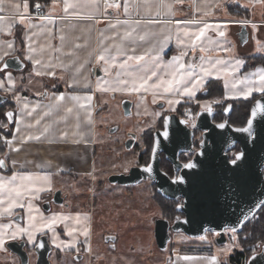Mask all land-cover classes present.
I'll list each match as a JSON object with an SVG mask.
<instances>
[{
    "label": "crops",
    "instance_id": "0c3cea01",
    "mask_svg": "<svg viewBox=\"0 0 264 264\" xmlns=\"http://www.w3.org/2000/svg\"><path fill=\"white\" fill-rule=\"evenodd\" d=\"M25 2L30 5L28 14L23 12ZM37 2L42 5L40 16L33 17L34 4ZM80 2L88 5L90 0ZM109 2L113 0H96L99 11L92 19H61L65 16L63 0H2L0 3V17H3L0 19V56L9 52L10 55L4 56V60L16 55L24 63L21 70L7 69L2 76V79L7 81V74L11 73L14 83L7 84V92L0 88V93L7 97L6 101L13 104L10 134L7 137L1 134V139L7 141L2 156V159L6 158L7 171H0V178L8 179L13 174L19 176L28 173L49 177L47 184L36 185L45 189L36 194L38 198H33V194L29 193L22 200L25 207L12 209V215L21 211L23 223H17L12 215H0V219L7 220L0 222V226L11 225L4 229L8 233L14 231L16 226L29 227V204L32 206L31 215L36 216L38 221L41 216L45 219L54 215L60 216L58 212L45 214L40 209V202L47 193L59 187V178L60 181L67 178L74 180L75 175L87 173L91 168L96 118L101 111L97 110L99 101L101 105H105V100L99 97L101 90L98 87L103 85L108 77L112 78V82H115V79L118 82L127 79L128 76L124 74L126 70L119 68V64L128 56L147 54L145 61L129 62L127 71L130 72H138L145 65L151 68L155 63L166 64L181 52L187 53L183 57L186 64L197 66L201 63L211 66L217 59H222L226 64L216 67L229 66L230 74L225 76L223 73L217 75L214 72L215 76L206 79L205 84L211 79L218 81L222 87V96L227 100L245 99L240 95L245 85L237 84L233 88L229 83L232 85L235 80L245 76L259 82L258 76L253 77L251 74L264 67L261 64H253L254 57H264L262 0H114L115 3L121 4L119 15L117 10L104 7ZM125 4L128 6L127 14H124ZM16 5L20 6L19 10ZM91 11L89 7L80 9L81 15L84 16ZM206 12L209 15H205ZM21 16L25 17L24 24L20 23ZM117 18L128 20L129 23L110 27V24L116 23ZM135 20H140L141 23L136 25L133 23ZM147 20H155L158 23H144ZM176 20L188 23L177 25ZM164 21L172 23L165 24ZM200 21H207L212 27L197 42L196 51L193 52L189 47L190 41L183 36L182 30L185 27L195 30L203 26ZM242 27L246 31L244 42L239 40ZM218 30L224 31L225 36L220 37ZM126 31H132V36L125 38ZM166 37L167 42L164 43ZM116 45L120 47L117 48ZM201 48L204 51H201ZM101 54H105L114 65L108 73L103 70L104 62L98 61ZM26 56H31V60L26 59ZM201 56L204 57L203 62ZM111 57H115V60L112 61ZM153 57L156 59L150 63ZM37 60L40 61L39 64L35 63ZM236 60L243 61V64L233 71L231 65H235ZM198 69L199 67H196L194 70ZM147 75H150V72ZM160 75L166 76L163 67L158 70L157 77ZM155 78L152 77L149 84L157 82ZM109 81L107 80L108 83ZM13 88L16 89L15 92L12 91ZM202 88L205 89V85ZM8 93H16L15 96L21 99H9ZM104 94L107 92L103 91ZM74 95L82 99L74 100ZM253 95L260 93L254 92ZM60 96L64 98L58 100ZM88 96H91V100L84 99ZM157 96L160 97V94ZM69 108L72 109L71 112L68 111ZM37 120L40 121L39 124L36 123ZM45 127L48 128L47 132H44ZM0 199H6V193H0ZM5 207L7 203L0 205V213ZM65 217L70 219L57 221L56 226L63 223L68 231L77 217L80 218L78 224H81L82 230L89 225L90 219L84 214H67ZM45 231L50 233L53 245V240L56 243L63 241L56 230ZM38 233L40 232L35 233V236ZM19 236L27 239L26 235L17 237ZM69 241L71 242V239ZM224 248L212 245L203 250L178 251L171 256L169 262L212 264L211 257L215 256L216 264H221V255L225 258L222 252L227 254V249ZM186 256L193 259H184Z\"/></svg>",
    "mask_w": 264,
    "mask_h": 264
},
{
    "label": "water",
    "instance_id": "95a60500",
    "mask_svg": "<svg viewBox=\"0 0 264 264\" xmlns=\"http://www.w3.org/2000/svg\"><path fill=\"white\" fill-rule=\"evenodd\" d=\"M246 39L245 28L242 27L239 33V40ZM4 61L9 65L8 69L21 70L24 63L18 56L7 57ZM3 67V62L0 69ZM7 97L0 93V104L5 103ZM257 100H261V94L251 102L248 117L242 126H234L229 122L228 115L231 112V105H226L223 111L226 118L220 122H214L215 110L208 113L205 108L197 111L194 121V129L202 132L201 141L204 145V157L191 159L198 162L199 167L194 170H185L178 156L182 153L192 152L194 129L188 124L180 123L183 119L176 114L170 113L163 119L162 129L153 133V145L159 141L155 158H152L146 166L153 171H144L145 166L131 167L127 174H112L108 177L110 183L121 185H134L143 179H149L154 185L156 192L162 197L170 200L181 199L180 203L184 208L175 207V211L181 216H176L172 221L166 218H156L153 221V237L159 250H165L170 241V233H182L189 238L205 236L207 232L214 234V242L217 245L225 243V230L235 227L236 233L241 232L243 226L251 220L260 210L257 205L264 201V112L257 110L255 117L251 111ZM264 102V101H262ZM131 102L122 100L121 109L124 116L131 114ZM12 110H8L6 114ZM165 119L168 120L167 128L164 126ZM253 120L254 139L247 133L237 132L236 129L246 127L247 121ZM8 123L12 118L7 119ZM224 122L226 127L220 129L216 124ZM168 131L169 136L164 138L163 132ZM236 152L244 151L246 159L235 171L224 164L226 158H230L229 152L236 149ZM163 153L165 158L172 164L175 176L184 175L186 183H173V178L163 175L159 168V155ZM234 153V154H235ZM233 154V155H234ZM56 194H59L57 191ZM253 209V211H249ZM247 215V221L243 217ZM179 217V219H177ZM106 240L114 241L115 236L110 235ZM43 241L44 247L38 248L39 264H47V253L50 246L46 236H41L37 242ZM11 241L7 247L13 251ZM255 257V262L253 261ZM171 257H167L164 263L167 264ZM245 264H264V248L260 247L257 252L252 253Z\"/></svg>",
    "mask_w": 264,
    "mask_h": 264
},
{
    "label": "rangeland",
    "instance_id": "374dc122",
    "mask_svg": "<svg viewBox=\"0 0 264 264\" xmlns=\"http://www.w3.org/2000/svg\"><path fill=\"white\" fill-rule=\"evenodd\" d=\"M195 71L199 73L200 68ZM210 77H203L202 86L196 90L195 96L191 98L181 96L178 93H165L162 88L149 89L148 91H144L143 89L140 91H130L128 89H130L131 83L128 85L129 88H126L125 85L120 84L116 79L115 82H112V78L108 77L107 80H110L109 83L106 80L103 85L98 87L100 90L107 89L101 90L102 92L99 91V97L105 100L104 104L106 107L98 113L95 127L97 134L96 140L98 141L96 160L99 163L98 165L105 164V166L103 165L101 168H98V177L104 178L106 174L111 173L116 168V166H113L116 164L115 154L105 155L103 152L105 148L110 147L114 139L119 137L123 139V135L126 131H132L139 135L142 133H150L157 127L156 118L162 111L155 110V106H150L151 103H164L166 110H172L181 104L182 101L186 100L187 102L181 104L182 106H180V108L182 107L181 111L184 109H187L189 112L192 111V113H190L193 118L190 119L189 125L194 128L195 115L198 110L205 108V104H216L227 100L225 97L221 96L198 101V94L204 93L203 91L205 89L202 87L205 85L206 79ZM164 78L167 79L169 77L166 75ZM127 79L131 81V77H127ZM157 79L158 77L154 80ZM229 84L232 86L231 83ZM103 91L104 93L107 92V94L103 95ZM15 94L16 93H8L9 99L16 97ZM158 94H160V97L157 96ZM101 98H99V100ZM124 99L129 100L133 104L131 114L128 116H124L120 108V103ZM169 99L179 101V103H174L169 106L167 103ZM154 100L155 102H153ZM189 101H193V103L189 104ZM195 102H197V105ZM7 105H9V102ZM99 105L101 106L100 101ZM6 108H8V106ZM215 120L220 119L215 118ZM113 125H118L119 131L110 138L108 135V128ZM109 138L112 141H109ZM195 139L196 142L200 140V134L197 132ZM111 150L113 151L114 149ZM122 150L119 152V154L123 155V161L120 166L125 169L128 165L134 163V159H131L129 153H122ZM233 152L234 151H232L230 155H232ZM60 180L61 178H59L57 182L59 183L58 188H63V190L70 184V181H74L69 178L62 179V181ZM83 190L87 191L86 194L83 193L79 205H84V203H86L88 206L91 193L87 187H84ZM92 195L96 197V208L93 210L94 215H91L90 220H92L95 230L99 232L104 229L105 231L116 234L118 237L116 248L112 250L114 252L112 258L114 260L113 264H158L163 261L164 258L171 257L178 251L203 250L212 246L211 243L207 241L210 235L203 236L204 239L202 240L200 237L189 238L180 232H174L171 233V238L166 249L159 250L155 244L152 230L154 219L163 217V209L159 196L156 194L154 187L148 182H142L138 185L127 187L105 185L99 192H95L94 190ZM96 212L97 215H95ZM101 240L102 237L98 235L96 237V242L98 241L97 245L99 248L104 244ZM235 242L236 240L222 245V247L227 249V254L222 252L225 258L221 255V262L227 260V256L233 248H239ZM213 245L217 246L215 243ZM260 245L261 244L255 246L256 250L254 252L260 249Z\"/></svg>",
    "mask_w": 264,
    "mask_h": 264
},
{
    "label": "snow or ice",
    "instance_id": "6c2138e0",
    "mask_svg": "<svg viewBox=\"0 0 264 264\" xmlns=\"http://www.w3.org/2000/svg\"><path fill=\"white\" fill-rule=\"evenodd\" d=\"M264 2V0H262ZM0 3H2V0H0ZM19 5H16L17 10H19ZM29 3L25 2L23 3V12L25 14H28L29 12ZM34 7L39 10L41 9L42 5L40 3H35ZM84 7H89L92 9V11L84 16L81 15L80 9ZM104 7L109 8V9H114L117 10V15H119V10L121 9V4L115 3L114 0L113 2L106 3ZM99 11V6L96 3V0H90L88 5H84L80 2V0H63V12L65 14L64 17H61V19H64L65 17H72L76 19H92L93 16L95 15L96 12ZM128 13V6L127 4L124 5V14ZM205 15H209V13H205ZM0 19H3V17H0ZM41 19H50V17H41ZM20 23L24 24L25 23V17L21 16L20 18ZM128 20H120L119 18L116 19L115 24H110V27L115 28L116 25H121V24H128ZM133 23L136 25H139L141 23L140 20H135ZM144 23L147 24H155L158 23V21L155 20H147L144 21ZM163 23H172V21H164ZM175 23L177 25L180 24H187V21H181V20H176ZM203 26L197 27L195 30H191L188 27L183 28V36L190 41L189 47L192 49L193 52L196 51L197 47V42L201 40L202 37L206 35V32L212 27L211 24H209L207 21H200ZM218 34L220 37L225 36V32L222 30H218ZM132 36V31H126L124 33V37H131ZM167 42V37L164 40V43ZM183 42V41H182ZM163 45H161L162 47ZM11 47V45H9ZM117 48L120 47V45H116ZM227 51L228 49H224ZM29 51H32L29 49ZM201 51H204L203 48H201ZM107 52V49H105V53ZM23 54V52H22ZM10 55L9 52H5L4 56ZM146 55H135V56H128L126 60L123 61V63L119 64V68L125 69V75L128 77H131V81L125 79V80H120L119 83L125 85L126 87L131 83L130 91H140L143 89L144 91H148L149 89H163V92L165 93H178L181 96L191 98L195 96L196 90L202 86L203 83V77L207 76L210 77L214 74V72L218 75L219 73H223L225 76H228L230 74V68L229 66H224V67H219L217 68L216 65H225L226 62L222 59H217L215 61V64H212L211 66H204L203 63L200 65H194L192 63H185L183 60V57L187 55L186 52H181L180 55L173 56L172 59L167 62L166 64H159L155 63L154 67H149L147 65L142 66L140 71L138 72H130L127 71L129 68V62L134 61V62H142L145 61ZM4 56H0V62H3V67L0 69V88H3L4 91H8L9 89L7 88V84L14 83L13 78L11 73H8V79L7 81H4L2 79L3 73L7 72V69L9 65L7 64L6 61H4ZM26 59L31 60V56H26ZM155 57L151 58V61H155ZM201 61L203 62L204 57H200ZM111 60L114 61L115 57H111ZM98 61H103L104 62V67L103 70L105 73L109 72L110 67L114 66L113 64L110 63L109 58L106 57L105 54H101L98 56ZM35 63L39 64L40 61H35ZM243 61L241 60H236L235 65H231L232 70H237L240 66H242ZM163 67L166 71V75L169 77L165 79L163 76L158 77L157 82L154 84H149V81L152 79V77H157L158 75V70ZM196 67L200 68V72L197 73L194 69ZM150 72V75H147V73ZM41 73H37V75H40ZM251 76L255 77L258 76V83L253 80L249 76H245L243 79H238L235 80L232 84V87L235 88L237 84H243L245 85L244 90L240 93L245 99L248 97H252L254 92H259L261 94V100H257L255 106L253 107L251 111V115L253 117L256 116L257 110H260L261 112H264V67L260 68L257 73H252ZM101 90H107V89H101ZM13 92L16 91L15 88L12 89ZM64 97L60 96L57 99L62 100ZM254 98V97H253ZM15 100L19 101L21 98L20 97H14ZM74 100H80L82 99L80 96L74 95L72 97ZM84 99L91 100V96L85 97ZM155 102V100L153 101ZM167 103L169 106L173 105L174 103H179V101L169 99L167 100ZM25 108H27V104L25 103ZM83 106V105H81ZM205 110L208 113L212 112L211 106L208 104L204 105ZM69 112L72 111L71 108L68 109ZM225 111H228V109H225ZM28 115H31V113H28ZM186 119L180 121V123L187 124L190 119H192L191 113H186ZM13 117V112L9 111L6 114V119H10ZM37 124L40 123L39 120L36 121ZM168 125V120L165 119L164 121V126L167 128ZM226 123L221 122L215 125V127L224 129L226 127ZM253 128V120L249 119L247 121V126L246 127H240L237 128V132H242V133H247L249 137L254 139V134L252 131ZM0 129H5V130H10L9 126L3 123H0ZM48 128H44V132H47ZM66 135V134H65ZM163 136L165 139L168 138L169 133L168 131L163 132ZM33 137H29V139H32ZM38 139V137H36ZM7 143V141H5ZM206 141H201L199 145H197L195 148L192 149V154H194L196 157H204L205 152H204V145ZM159 147V141H155V146L152 148V158H155L157 149ZM246 159V153L244 151H239L235 153L232 157L226 158L224 161V164L229 167L230 170L235 171L238 169L241 165L242 162H244ZM15 163V162H13ZM7 167L6 164V158L5 159H0V168H5ZM183 169L185 170H194L199 167V164L196 160L189 158V160L182 165ZM144 171L146 172H152L153 169L150 166H145ZM163 175H167V173H163ZM18 181V182H17ZM15 182V183H14ZM49 182V177L47 175H36V174H20L19 176L16 174H13L10 178L4 179L0 178V193H6V199H0V205H4L7 203V207L3 208L2 213L0 215H12V209L20 207L23 208L25 207L24 203L22 202L23 197L26 196L29 193L33 194V198H38L39 192L45 190L42 187H37L36 185L40 183H45L47 184ZM173 183H178V184H183L186 183V179L184 175H178L175 176L174 179L172 180ZM179 208H184L185 205L183 203H178L176 205ZM260 210H264V201L260 202L259 205H257ZM29 209V227L28 228H23L20 226H16L15 230L12 231L11 233L6 232L4 229L11 227V225H3L0 226V247H3L6 243V239H11L15 240L17 239L18 235H26L27 240L29 243L33 244L34 247L38 248H43L44 247V242L40 241L37 242L35 233L40 232L44 233L45 229L50 230V231H55L54 226L56 225L57 221H63L70 219V217H65V216H52L49 219H45L44 217H40L39 221L37 220L36 216L31 215L32 212V206L31 204L28 205ZM249 211H253V209H249ZM248 216L245 215L243 219L245 221L248 220ZM179 219V217H177ZM76 222H80V218H76ZM77 229L75 228H70L68 230V235L71 236L74 232H76ZM230 231L235 234L237 232V229L235 227L231 228ZM83 234L85 236L88 235V230L84 229ZM233 240H236L237 237L236 235H233L231 237ZM200 239H204V237H200ZM53 243L55 246L60 249L61 244L64 243L61 241L60 243H56L55 240H53ZM67 248H73L75 247L74 244L68 243L64 245ZM260 247L264 248V241L261 242ZM226 251V250H225ZM184 259H193L192 257H184ZM217 258L215 256L211 257V262L212 264H216ZM253 261L255 262V257H253Z\"/></svg>",
    "mask_w": 264,
    "mask_h": 264
},
{
    "label": "flooded vegetation",
    "instance_id": "af4514ba",
    "mask_svg": "<svg viewBox=\"0 0 264 264\" xmlns=\"http://www.w3.org/2000/svg\"><path fill=\"white\" fill-rule=\"evenodd\" d=\"M205 94V91H203ZM113 97V96H112ZM204 100V99H203ZM122 102V101H121ZM186 103L182 102L181 104ZM176 106L172 110H166L164 103H158L154 104L151 103L150 106H155V110L162 111L159 113V115L156 118L157 121V127L153 129L150 133H142L137 135V133H134L132 131H126V133L123 135V139L117 138L113 141L110 140L112 136L119 131V126H111L108 128V135L110 136L109 141H112L110 144V147L105 148L103 150L105 155H112V153L116 156V164L113 166H116L114 171L111 173L106 174L104 178L98 177V168H101L105 164H100L96 160V153H97V146L98 141L96 140L97 134L95 133V140L93 142V152H92V166L87 171V173H78L75 175L74 181H70V184L66 186V190L63 188H55L51 190L47 195L43 197V199L40 202V209L47 215L52 214L54 212H58L60 216H66L68 215H86L87 218L90 219L91 215L93 214V210H95L96 206V197L93 194V191L99 192L101 191L105 185L112 186H134L138 185L142 182H148L151 184L152 187L155 185L149 180V179H143L139 183L134 185H121L117 183H110L108 181V177L112 174H127L129 169L131 167H141L146 166L150 161V155L152 151V145H153V133L157 130L162 129L163 119L166 115L170 113L176 114L178 118L186 119L181 113L180 105ZM0 105H4L0 104ZM213 109H215V112H217V109L215 108L214 104H208ZM106 105L98 106L97 110H103ZM121 108V103H120ZM133 108V104H131V111ZM10 110H13V108H8ZM122 111V109H121ZM224 111V110H223ZM6 112V111H5ZM192 113V111H190ZM189 112V113H190ZM5 114V113H4ZM215 117V116H214ZM214 122H220L214 120ZM188 127L191 129H194L193 126L189 125V122L187 123ZM196 132L200 134V140L202 137V132L198 131L197 129H194V136H193V148H195L199 141L196 142ZM122 148V149H120ZM111 149H114L113 151ZM120 150H122V153L125 154L129 153L131 156V159H134V163L128 165L125 169L120 166V164L123 161V155L119 154ZM117 151V152H116ZM234 151L233 154L236 152ZM231 152H229V156ZM103 154V153H102ZM193 154L192 152L182 153L178 156V160L183 164L189 160V158H192ZM159 168L167 173V176L169 178L175 177L177 173L174 172L172 164L165 158L163 153H160L159 155ZM99 166V167H98ZM114 168V167H113ZM88 188L90 190V197L88 201V206L86 203L84 205H79L80 199H82L83 193L86 194L87 190H83V188ZM57 191H59V194H56ZM156 192V190H155ZM157 193V192H156ZM181 202V199H180ZM179 202V203H180ZM81 203V201H80ZM94 215V214H93ZM97 215V212L96 214ZM176 216H181V214H176L172 219H168L169 221H172ZM12 217L17 223H23V217L21 211L15 212ZM165 218V217H162ZM155 220V219H154ZM7 221L6 218H1L0 222ZM57 235L61 238V240L64 241V244L61 245V248L58 249L55 245L51 242L50 233L48 231H45L44 233H38L36 236V240L41 236H46L48 244L50 246V249L47 253V264H113L114 260L113 254L114 250L116 248V242L118 241V237L114 233H110L109 231H105L102 229L101 231L97 232L95 230V227L92 223V220H89L88 227L86 226V229L88 230V235L85 236L83 234L84 230L81 228V224L79 225L76 221L71 226L72 228L77 229L76 232H74L71 236H69L67 233V228H65V225L62 223L58 226H54ZM172 233V232H171ZM170 233V235H171ZM100 235L102 237L101 242L104 243L101 245V248L98 247V241L96 242V237ZM110 235L115 236L114 241L106 240L107 237ZM210 235L208 237V242L213 245L214 242V234L207 232L205 236ZM71 239V242L69 241ZM9 240V241H8ZM6 240V243L3 247H0V264H39L38 261V253L36 247L33 246V244L29 243L27 239L24 236H19L15 240L8 239ZM14 241L13 244L14 250L11 251L7 247V243ZM68 243H72L75 245L73 248H67L64 245ZM213 243V244H212ZM218 245V246H222ZM257 252V251H256ZM167 258V257H166ZM159 263H164L165 259ZM167 264H170V262H167Z\"/></svg>",
    "mask_w": 264,
    "mask_h": 264
},
{
    "label": "trees",
    "instance_id": "16d2710c",
    "mask_svg": "<svg viewBox=\"0 0 264 264\" xmlns=\"http://www.w3.org/2000/svg\"><path fill=\"white\" fill-rule=\"evenodd\" d=\"M253 64H261L264 66V57H254ZM204 91L205 94H198V101L222 96V87L216 80H208L205 84ZM258 96L259 95H253L247 99L225 100L214 104L217 109L214 120L215 118L220 119L216 121L224 120L226 116L223 114V110L226 105L230 104L232 108L230 114L228 115L229 122L234 126H242L248 117L251 102ZM8 102L9 105H7ZM197 102H195V104ZM188 103L192 104L193 101H189ZM7 106L8 108H13L12 102L6 101L4 105H0V123L8 125L10 129L11 124L8 123L4 114L6 113L5 111L10 110L6 108ZM1 134H4L7 137L10 134V130L0 129V159H2V156L4 155L6 146L4 140L1 139ZM235 150H237V148ZM0 171L6 172L7 170L5 168H0ZM156 194L159 196L162 203L163 217L172 219L176 214H178L175 211V207L180 202V199L170 200L162 197L158 193ZM236 237L237 239L235 244H237L239 248H233L227 256V260L221 262V264H245L247 258L256 250L255 246L264 241V210H259L255 216L243 226L241 232L236 234Z\"/></svg>",
    "mask_w": 264,
    "mask_h": 264
},
{
    "label": "built area",
    "instance_id": "2783aa9c",
    "mask_svg": "<svg viewBox=\"0 0 264 264\" xmlns=\"http://www.w3.org/2000/svg\"><path fill=\"white\" fill-rule=\"evenodd\" d=\"M115 1L119 2L120 0H115ZM40 11H41V9L37 10V9L35 8V12H34V14H33L32 16H33V17H38V16H40ZM181 113H182V115H183L184 117H186L185 114H186V113H189V111H188L187 109H184V110L181 111ZM189 122H190V120H189ZM224 235H225V243H231V242L234 241L231 237H232L233 235H236V233L233 234L230 230H225V231H224Z\"/></svg>",
    "mask_w": 264,
    "mask_h": 264
}]
</instances>
